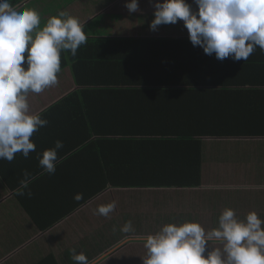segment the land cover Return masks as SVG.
<instances>
[{
  "label": "crops",
  "instance_id": "obj_1",
  "mask_svg": "<svg viewBox=\"0 0 264 264\" xmlns=\"http://www.w3.org/2000/svg\"><path fill=\"white\" fill-rule=\"evenodd\" d=\"M138 2L140 11L135 13H129L126 0H25L18 7L36 9L41 27L50 16L68 11L85 23L87 40L188 37L182 21L160 25L152 31L149 27L154 19L152 3L150 0ZM188 2L191 4L192 0ZM135 50L115 43L82 45L76 57L62 51L58 84L39 94L29 93L30 110L40 113L48 124L31 137L36 151L29 158L17 153L12 162L0 160V264H75L70 253L73 248L84 252L89 264H142L146 249L137 237L158 231L162 223L160 213L172 209L197 211V221L208 230L217 225L225 208L234 210L240 219L256 212L264 220V136L213 137L210 140L215 141L202 146L188 145L191 147H177L166 141L148 143L144 146L146 156L154 160L153 165L159 163L160 170L151 166L146 171L135 173L131 168L127 172L128 163L122 172L113 173L118 179L126 176L145 179L144 185L101 186L102 190L88 199L89 191L95 190L100 181L110 179L105 173L106 163L119 157L129 158L135 148L134 145L128 150L119 149L121 142L111 143L107 134L101 132L89 135L88 117L96 131L128 130L129 126L134 127V120L118 117L143 114L152 108L153 101H159L154 103L158 112L167 109L160 102L168 99L167 94L120 92L109 79L105 86L108 91L85 92L86 87H93L92 84L109 76H105L94 58L120 56L117 53L128 60L144 56L132 55ZM191 50L197 59L210 62L216 59L214 54L206 55L199 46L191 45ZM154 57L157 56L151 55ZM226 61L229 66L222 78L229 82L225 87L228 99L238 103L236 108L250 111L246 117H261L264 114V52L257 48L246 61L231 58ZM139 106L143 108L136 109ZM255 122L251 130L264 131L261 119ZM100 137L106 141L99 142L94 151L89 149V140ZM57 140L63 142V148L58 150L61 162L55 174H42L36 154L53 148ZM201 155L208 158L201 159V174H195L194 165L187 162L194 163ZM24 170L36 177L29 186L31 198L18 196L14 191ZM181 173L219 182L189 187L182 179L167 188ZM220 180L229 182L220 183ZM148 181L159 182L150 185ZM77 193L83 195L82 200L74 199ZM112 201L116 207L109 216L95 214L99 205ZM154 213L159 216L156 223ZM129 220L134 234L123 233L116 238L118 223ZM105 245L106 252H103Z\"/></svg>",
  "mask_w": 264,
  "mask_h": 264
},
{
  "label": "clouds",
  "instance_id": "obj_2",
  "mask_svg": "<svg viewBox=\"0 0 264 264\" xmlns=\"http://www.w3.org/2000/svg\"><path fill=\"white\" fill-rule=\"evenodd\" d=\"M150 3L154 8L152 31L182 21L191 44L217 60L246 61L257 48L264 52V0ZM125 7L129 13L140 11L138 0H126ZM84 29L85 23L68 11L50 16L41 27L36 9H21L11 0H0V160L12 162L17 153L27 159L36 151L31 137L48 120L30 110L29 93L39 94L58 84L61 52L76 57L87 43ZM61 148L63 142L57 140L53 148L36 154L42 174H55ZM35 179L24 170L16 195L31 198L29 186ZM74 199L82 200L83 195L77 193ZM115 207V201L99 205L95 214L107 217ZM119 231L133 233L135 229L129 220ZM137 239L146 249L142 264H264V220L256 212L240 219L234 210L225 208L210 230L185 220L165 223L154 234ZM70 253L75 264H89L84 252L73 248Z\"/></svg>",
  "mask_w": 264,
  "mask_h": 264
},
{
  "label": "trees",
  "instance_id": "obj_3",
  "mask_svg": "<svg viewBox=\"0 0 264 264\" xmlns=\"http://www.w3.org/2000/svg\"><path fill=\"white\" fill-rule=\"evenodd\" d=\"M24 1L11 0L16 6H19ZM115 43L129 45L131 48L137 49L132 52V55L144 56L139 59L136 58V60H128L121 53H117L120 56L109 58L105 55L101 58H94L100 64L99 68L105 73V76H109L103 77L101 82L92 84L93 87H86L85 92L99 93L108 91L105 86H107V79H109L112 84L118 86V91L120 92L136 91V93L167 94L166 97L168 99L160 101L167 106V109L163 112H158V108H154V103L159 101H153L152 108L145 110L143 114L137 113L128 117H118L119 120H125V118L133 119L134 127L131 129V126H129L131 130L105 129L104 131H96L91 117H88L90 119L89 135L90 133L96 134L98 132H101L102 135L107 134L108 137L106 138L111 143L115 141L117 143L121 142L118 148L122 150H128L135 145L134 152H132L133 155L129 156V158L123 159L119 157L112 162L106 163L105 173L110 179L100 181L95 190L89 191L88 199L92 196L91 194L95 195L100 192L102 190L101 186L105 188L107 185L115 184L119 188L129 184L134 186L144 185L145 179L143 181L138 178L129 179L127 176L124 179H118L113 173L122 172L125 167H128V163L130 167L127 168V172L132 171L131 168H133L135 173H138L146 171L151 166L155 170H160V164L156 163L153 165L154 160L146 156L147 152L144 146L148 145V143L166 141L177 147H191L188 145L200 144L202 146L208 141H215L210 140L213 137L264 136V131L251 130L252 127L256 126L255 120H259V118L264 128V114L261 117H246V113L250 111L236 108L238 103L231 102L228 99V90L225 87L229 82L222 78V74L227 73L229 66L226 59L223 61L215 59V61L210 62L207 59L195 58L193 50H191L192 44L188 37L106 38L87 40L86 44L108 45ZM151 55H156L157 57L151 58ZM140 107L143 108V106H139L136 109L140 110ZM145 108L147 109V107ZM104 123L103 120V126ZM114 134L117 135L114 136ZM105 141L104 137L89 140L88 148H93L92 150L94 151L99 142L104 143ZM118 156L122 155L118 154ZM202 158L208 157L201 155L199 158L194 159L196 162H187L191 166L194 165L195 174H201ZM181 171L184 172L185 170ZM181 174L178 179L171 180L167 184V188L175 186V182L182 179H185V185L189 187L200 186L209 182L214 184L219 182L216 179H212L213 181L202 179V176ZM56 181L58 180L56 179ZM158 182L148 181L150 185ZM221 182L227 183L229 181L220 180ZM123 208L125 207L123 206ZM154 218L156 223L159 216L154 213ZM160 218L162 219L161 226L165 224L163 223L164 218L166 223L185 220L198 222L197 211L192 213L190 210L184 212L180 209L176 211L172 209V211L160 213ZM123 224L118 223L119 228ZM205 229L208 230L207 227ZM122 234L119 231L116 238H119ZM106 247L107 245L104 246L103 252H106ZM212 247L216 246L212 245Z\"/></svg>",
  "mask_w": 264,
  "mask_h": 264
}]
</instances>
